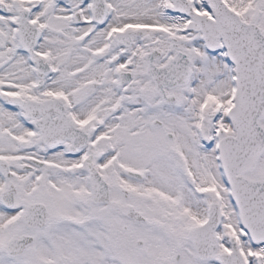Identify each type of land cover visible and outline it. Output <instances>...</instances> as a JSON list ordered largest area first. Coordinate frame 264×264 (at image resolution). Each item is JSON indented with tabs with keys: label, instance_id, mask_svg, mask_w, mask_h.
Listing matches in <instances>:
<instances>
[{
	"label": "snow or ice",
	"instance_id": "6c2138e0",
	"mask_svg": "<svg viewBox=\"0 0 264 264\" xmlns=\"http://www.w3.org/2000/svg\"><path fill=\"white\" fill-rule=\"evenodd\" d=\"M0 264H264V0H0Z\"/></svg>",
	"mask_w": 264,
	"mask_h": 264
}]
</instances>
